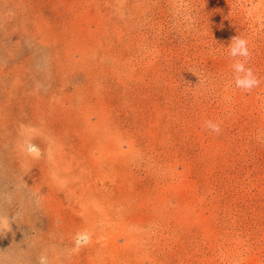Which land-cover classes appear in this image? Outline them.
Wrapping results in <instances>:
<instances>
[{"label": "rangeland", "instance_id": "374dc122", "mask_svg": "<svg viewBox=\"0 0 264 264\" xmlns=\"http://www.w3.org/2000/svg\"><path fill=\"white\" fill-rule=\"evenodd\" d=\"M41 256L264 264V0H0V264Z\"/></svg>", "mask_w": 264, "mask_h": 264}, {"label": "clouds", "instance_id": "9594fccd", "mask_svg": "<svg viewBox=\"0 0 264 264\" xmlns=\"http://www.w3.org/2000/svg\"><path fill=\"white\" fill-rule=\"evenodd\" d=\"M230 55L232 57H244L245 61L250 58V52L248 49L247 41L240 37H235L230 44ZM233 70L236 73L235 84L236 87L250 91L256 87L259 83L258 79L254 76L251 69L245 67V63L237 60L233 64ZM205 126L211 129L213 132L220 133L221 128L218 123L212 121H206ZM26 150L29 154H37L38 149L34 144H27ZM79 243V241H78ZM40 264H48V258L46 256L40 257Z\"/></svg>", "mask_w": 264, "mask_h": 264}]
</instances>
